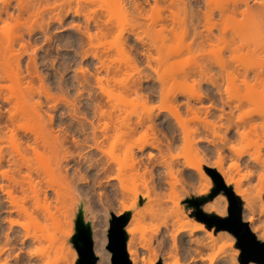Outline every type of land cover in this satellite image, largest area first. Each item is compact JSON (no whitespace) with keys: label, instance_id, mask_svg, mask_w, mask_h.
I'll use <instances>...</instances> for the list:
<instances>
[{"label":"bare ground","instance_id":"1","mask_svg":"<svg viewBox=\"0 0 264 264\" xmlns=\"http://www.w3.org/2000/svg\"><path fill=\"white\" fill-rule=\"evenodd\" d=\"M43 1L44 3L41 1L40 2L43 3L41 4V6H44V8H42L43 10H40L42 12L45 11V14H47V12L51 14L49 15L50 21L55 20L59 23L62 20L63 13L69 14L71 12L73 13L74 17H79L80 14H82V10H88L90 7L88 6L89 3H87L86 0V2H84L85 4L87 3L86 5L88 7L82 4V2L80 3V0ZM160 1L161 0H159V2ZM165 1L164 3L166 5L164 4V6H160V3L157 2L159 3V5L157 6V3H155L156 0L155 2L152 0L150 2L149 0H103L100 4L104 7V9L101 8V6L98 7L102 10H105L106 13L109 12V14H116L117 16H120L122 14L126 15L127 12L130 13L128 10H130L131 8L130 11L132 12V14L130 13V16L133 17L134 14V17L136 19L134 17L133 19L137 22L135 23L136 25H132L131 29H133V26H135V31L141 24H146L144 22L145 20L147 23L149 22V16L147 13L148 10L145 7V2H149L150 5L151 3L156 4H153L154 7L151 6V9L154 8L153 10H156V13L154 12L153 14L152 12V17H154L153 15L158 13L157 11L161 10L159 9V6L160 8L163 7L162 11H166L164 9L168 7V13L164 14L166 12L162 13L161 11L160 13L159 11V13L156 15L157 17L155 16V22L151 21L149 27H152L156 23L157 26L160 25L162 29L165 28L164 31H166L167 29H170L169 31L172 30L174 35H176L175 32L177 30L182 31H179V36L181 37L180 39H182L180 40V45L182 46L179 47L181 48V50L179 51L186 52L188 54V60L185 62L184 67L180 70L182 80H175L170 86H167L166 81L162 78V75L158 72V70L155 72L157 76L154 82L151 80L148 74V70L147 74H145L146 71L144 72V70H146L147 67V69H149V67L150 69L151 67H153L154 69L155 66L151 65V61H153L151 60V58H155L151 55L152 52H150L152 47H148L147 42H145L144 40L143 41L146 47L142 46L141 44V46L143 47V49L141 50V54L142 56H144L143 58H146L144 60L145 65L142 64L144 65V67L142 65L139 66V62H135V60L133 62H130L128 65H124V63L122 65L119 64L120 66L117 64L116 66H112L108 64L109 62L105 58V55L108 53L104 52V55L102 56L101 54L103 52L97 53L94 51V49L96 50V48H93V41L97 40L96 38L99 37H96L95 34H93L95 32L91 31V28L93 29L95 27L96 29L94 28L93 30L96 31V35L101 34V36H105L107 34V31L109 33L112 30L110 27L113 28V21H111L113 22V24L109 25V23H111L109 20L111 19L104 20L101 18V16L104 15L103 13L105 11H103L100 16L101 12L99 13L96 9L93 8V10H96V12L99 14V17H92V14H94L95 11L90 8V10L88 11H92V14L90 12L86 13V10L83 11L84 15H82L85 19V22L82 23L83 25L80 23L82 20H79L80 22H74L72 23V25L70 24L74 29L79 31V33H81L83 37L86 38V40L83 41L84 44H88V49L84 44L82 45L83 48L85 47L86 49L84 48L80 51L81 57L84 59L91 54L94 61L97 60L98 64H96L93 59V62L90 60L91 56L89 58L90 64L95 63L96 65H98L97 67H99H96V69L98 70L96 71V73L94 72V76L92 74V76L96 80V83L94 81V83L96 84L95 87H97L98 85V88H101V90L104 91V88L102 86L103 82H110V84L108 85H111L113 82H120L122 84H120V87L123 86L121 87L122 92H124L127 96L134 95L138 101H151L154 96H159L163 100L171 98L173 102V110L170 111V117H166L163 114V109L160 108L159 111L154 114H138L134 121H130L126 120V118L122 115V107H118L117 105L114 106L113 104L111 105V95L108 96L110 92L108 93V95H106V91H108L106 89V91H104L106 92L105 95L107 96L105 99L103 98L105 97L104 94L103 97H100V95L102 96L101 90L99 95L96 94V96L99 97L95 96L96 98H90V96L94 95L91 93L92 86L89 89L91 90L90 92L87 89L90 95L89 100H93H91L93 102V104L91 103L93 107L91 106L92 114L90 115L84 113L83 115H78V99L70 100L65 96L63 92L60 96L56 97L55 103H65L68 107V115L70 114V117L71 115H75L77 117V131H79L78 133H80L82 138H75V135L73 134V136L71 133V129L73 127L71 128V126L67 125L60 130L59 134H54L53 131L50 130V133L52 135L51 141L43 133L45 128H42V126H38L37 128L33 127V129H30V132L33 134V139L31 136V139L33 141H29L31 143H28L27 141L30 137L28 136V139H24L26 141L22 140L24 142L20 143V145L18 142L14 144V153H11L8 157L0 153V192L2 193V197H0V210L6 213L2 218L0 217V264H60V262H65L67 260L66 258L68 257V255H70L71 257L76 255L74 248L70 244H65V237H68L71 234L68 230L65 229L61 231L60 235V248L62 251V255L59 258L54 257L53 260L50 259V257L49 260L44 261L41 253H39L41 254L39 256V254L34 251L26 252L27 250L24 249H28L25 244L27 241L26 238L28 237L29 233L27 232V237L24 233L23 235H21L22 232L20 233V231L14 228L13 219L10 217V214L15 211H23L24 213H28L29 211L28 208L24 205H18L16 203L15 191L17 190L23 194L24 198L34 199L36 202H38L39 200L47 201L49 198V189L51 188H53L56 195H58V198L64 196L61 194H65V192L61 190V188H63V185L61 186L60 184V186H58L60 188H56L51 185H47L45 188L42 187L44 189L36 188V184H32L33 178L31 176L32 170L30 169V166L25 164V159L21 161V159L24 158L25 151L29 149L37 151V144L40 141L43 143V145L49 146L52 150L53 154L49 158L54 166L52 172H55L60 177V179L66 183V188H72L70 186V182H68L69 185H67V179H69L70 177L68 178L69 169L66 167L69 159L73 156L72 151L69 149V145L73 146L71 142H73L74 146L78 147L79 149L78 157L83 160L82 162H86L90 169L94 168L98 171L108 173L114 169V166L116 164V172H112L113 174H109L106 177L108 179V182L111 180L118 181L117 193L119 194L118 200L121 208L118 210V215H122L123 213H125V211H131L128 217L127 225H125V231L128 235L126 249L131 264H140V247L151 252L148 259V264H155L160 258L163 259L164 264H205L203 256H201L199 253V249L208 246L211 243H215L217 239L221 237V235L219 234V232L217 234H214L213 230H209L205 223L199 221L193 214H191L190 211H187L185 209V205L181 204V199L189 191L185 188V186L180 185V188L176 186V183L178 182L177 180L179 179L177 178L178 175L174 174L176 172L177 174L181 175L187 170L189 171L188 177L190 179L195 176L206 177L205 171L199 166L195 158L201 151H203V149L199 147V142L204 141L212 143V141L206 136H195V133H198L197 130H193L194 132L191 131V133L188 129H186L184 127L182 116L184 114V111L191 115H194V113H196L197 111H203L205 114L204 117H207L209 115H216L221 119L218 120L222 121V118L224 117L232 118L234 112L241 107L243 103V97L251 99L255 96H259L260 101H258V104L255 103L256 107L254 106V108L258 109L260 107L262 115L264 114V0H170L168 1L170 2V4H167V2ZM4 3L6 4V2ZM7 3L8 5H10L9 2ZM128 4L130 8L127 6ZM8 5H3L4 7L0 9V20L2 13H6L7 15L9 14ZM83 6H86L88 9H82ZM179 8L182 11H180ZM144 9L147 10L145 11V13L147 14L146 16H144L143 14ZM178 9L180 13H183V15H180V13L178 14ZM96 15L97 14L95 13L94 16ZM123 15L122 18H126L128 16V14L125 17ZM178 15L181 18H178ZM144 17H147V19L143 21ZM49 18L48 20L47 18H44V20L49 21ZM137 20H139V22ZM140 20L142 21L140 22ZM167 21L171 22L170 27L166 26L168 25V23L170 24V22L164 24ZM46 23L47 22L45 21V25ZM176 23L178 24L177 27H179V24H181L178 29L175 26L177 25ZM108 25L110 27H107ZM148 25L149 23L147 24V26ZM160 26L158 27L159 29ZM174 27L177 30H175ZM105 28L107 30H105ZM109 28L110 31L108 30ZM154 28L155 27H152V29ZM104 31L106 32V34H102ZM133 31L134 30H132V32L129 31V34L135 33V37L136 33L138 34V32ZM48 33L49 31H47V34ZM47 37L49 38V36ZM138 37L140 38V35ZM139 38L136 37L135 39ZM135 39L134 42L136 41ZM141 39H139V41H141ZM48 41L50 40L48 39ZM78 43L80 44V42ZM124 43H126L125 40ZM149 44L150 43H148V45ZM151 45H154V48L157 46L156 44ZM91 46L92 49H90ZM122 49L121 51H123L125 48L123 50ZM31 63L32 62L30 61L29 65ZM94 65L92 64V66ZM33 66L31 64L30 67ZM145 66L147 67L145 68ZM30 67L28 68L30 76H33L34 73L35 75H37V71H32V68L30 69ZM153 69L151 71L155 70ZM78 70H80V68ZM83 70L84 69H81L80 73H82L81 71ZM102 70L105 71V75L103 74L104 76L102 75ZM100 72L101 75H99ZM80 73L77 72L76 74L75 72V75H79L78 77L82 76L79 78L80 80H78L77 77V80L83 87L84 83L86 84L87 82V78H84L86 77L84 76V72L82 73L84 75H81ZM121 74L124 75V78L120 76ZM119 77H121L123 80H121V78ZM107 82L105 83L107 84ZM61 89H63V86L61 87ZM67 89L68 85L65 90ZM179 97H183V99L181 100L179 99ZM10 99L11 98L7 97V99L4 100L6 102V100L10 101ZM31 99L32 98L29 96L22 95L16 98L14 111H11V113H9L8 111L9 115H6V120L8 119L9 121L13 122L14 120L11 119H13V117L16 118V114L14 115L13 112L16 113L17 109H20V111L18 110L17 112L19 116L22 114L23 116L33 115L38 122H41L42 115L37 107L31 102ZM109 102L111 106L108 105ZM203 103H206L205 106L203 105ZM197 104L200 105L198 106ZM107 105L110 106L111 109H107ZM0 107H2L1 104ZM54 107L56 106L54 105ZM258 110L256 111L258 112ZM1 112L2 110L0 111V120H2L4 115ZM257 114L258 116L261 115L260 112L255 113L254 115ZM163 116L164 118H162ZM251 116L255 117L253 116V114H251L250 119ZM61 118L62 117H60V119ZM226 120L228 121L229 118H227ZM231 120L232 119H230L229 121ZM50 121H52L51 118ZM228 122L225 121V125ZM233 123L235 124V122ZM231 124V122L227 124L224 131V136L223 134H220L223 144L232 141L230 140L231 137L229 136V134H227L231 131L232 127L234 130V128L238 125L239 129V123L237 124L236 122L237 125L232 124L233 126ZM27 130H29V128H27L26 131ZM235 130H237V127L235 128ZM113 136L116 137V141L125 146V158L124 161L122 160L125 164H123V162H120V159L117 158H112L111 160L103 158V155H105L106 153L105 146L110 141V139L113 138ZM69 137L72 138L70 139L71 141L68 140ZM179 141L184 142L185 145L186 143L189 144L188 146L186 145L187 147L191 146V150L194 154L191 153L193 154V158L190 159V161L188 160V157L185 156L187 158L182 163L181 159H179L180 157H178L179 154H177V156L173 154V151H175L174 149L177 147L176 144ZM48 154L50 155V151L48 152ZM236 154L237 158L235 164L233 163L234 165L232 166V168L235 167L237 170L241 164L244 165L243 167H248L249 164L246 163L245 159L243 158V152H236ZM18 156H20V158H18ZM224 159L225 155L223 153V150L217 149V160L211 164V167L215 168L221 174L225 184L227 186H232L235 194L238 195L244 202L243 208L245 210H248V213H246V221L248 222L249 227L253 232H259V234H256V236H260L259 239L264 241V224H262L259 216L256 215L257 213L254 210L253 201L248 193V189L245 187V179L247 178V175L251 176V174H255L256 171L248 169V174L238 176V172H235L236 170L234 171V169H232L231 167H226L224 165ZM253 163L254 168L258 166L260 167V165H262L260 164L262 162L255 161ZM125 165H127L126 168H122V166ZM182 165L183 167H181ZM24 168L26 169L24 170ZM122 169L129 170L130 173L128 178H123ZM191 169L194 170V173L191 171ZM173 176H177L176 180L174 181H172ZM179 183L180 182H178V184ZM131 186H133V188H131ZM168 186H171L172 189H169L172 191L170 194H165L164 189H166ZM136 187H143L148 191H152L154 194L152 200L153 202L150 204L149 209L145 212L144 218L155 220L162 217L169 209L170 201H173L174 203V207L172 209H174V212L176 214L173 222L168 223V221L164 220L162 222V227H155L153 239H150L149 241L145 240L141 244H138L135 241L134 227H131V225L135 222L136 216L131 208L126 207L125 204L126 200L129 199L130 194L137 191ZM75 190L76 189L74 187V191ZM177 192H180L182 197L175 200L177 198ZM117 193L115 191V194ZM40 194L43 195L42 198L39 197ZM73 195L76 194L73 192ZM228 204V198L226 194L222 192L215 198V200L210 202L208 205L203 206L202 209L207 213H214L218 214L221 217H224L227 215ZM52 215L53 213L48 212V217L51 220ZM197 217L199 218V216ZM3 220L8 223L6 226L3 225ZM226 235L230 236L231 239L236 242V236L234 237L230 231H228ZM33 237L35 239L37 238V240H39L38 242L42 240L41 237L46 238L51 244L52 242L56 244L57 239L55 229L51 231L46 226L41 229V234L33 235ZM34 241L29 240V243ZM155 241L158 247L157 250H160L159 253L153 246ZM36 242L37 241H35L34 243ZM229 245H231V243H229ZM15 246L17 247V249H19V251L14 250ZM93 247L96 253L97 247L96 245H94V240ZM51 248L52 250L53 248L55 250V248L57 249L58 247L57 245L53 246L52 244ZM64 249H66V252L64 251ZM54 250L52 251L53 253H55ZM38 252H40V250ZM41 258L43 259V261ZM167 259H174V261L168 262ZM68 261L69 260H67V262ZM250 263L260 264L253 261H251ZM101 264H106V262L103 260ZM208 264H214L213 260L210 259V262ZM218 264L239 263H237V261L232 258H225Z\"/></svg>","mask_w":264,"mask_h":264},{"label":"rangeland","instance_id":"2","mask_svg":"<svg viewBox=\"0 0 264 264\" xmlns=\"http://www.w3.org/2000/svg\"><path fill=\"white\" fill-rule=\"evenodd\" d=\"M40 1L44 3L43 0H0V9L3 8L6 4L8 5L7 2H9L10 4L8 5L9 14L7 15L6 13H2L0 20V104L2 106L0 107V111L2 110L1 113L5 115V116L3 115L2 120H0V153L6 157H8L11 153H14L15 143L18 142L20 145V143L26 141L24 139H28V136H30L29 137L30 140L29 139L27 140L28 143H31L29 141H33L32 140L33 134L30 132V129H33V127L37 128L38 126L40 127L42 126V128H45L43 133L48 139L52 141V135L50 133V130H52L54 134H59L60 130L64 126L68 125L71 126V128L73 127L71 129L72 135L74 134L75 136L74 135L73 136L75 138L78 137L79 139H81L82 136L80 135V133H78L79 131H77L78 130V122L76 120L77 117L75 115H71L70 117V114L68 115L67 113L68 110L67 105L65 103H59V102L55 103V99L56 97L60 96L63 92L65 96L68 97L70 100L73 99L79 100V101L77 100V105H79V109L77 111L78 115L79 114L83 115V113L90 115L92 114L91 108L93 107L92 99L99 97L96 96V94L99 95L101 90V88L100 89L98 88V85L97 87H95L96 80L93 77L94 72L96 73V71L98 70L96 69V67L98 66L96 65L98 64L97 60L94 61L91 54L85 57L84 59L81 57L80 51L83 50L85 47L87 48L88 44L87 45H85L86 43L84 44L83 41H85L86 38L83 37V35L79 33V31L74 29L71 25L72 23L78 22L79 20L83 21V22L79 21L81 24L85 22L83 11H85L86 10L85 8H87L88 6H90L89 9L87 8L88 10H90V8H92L93 10L94 8L97 10V12L99 13L101 12L100 13L101 16L102 12L105 11L101 9V8L104 9V7L100 4L103 0H86L87 3H89L88 6L86 5L87 3L85 4L86 2L85 0L82 1L80 0V3L82 2V4L87 6V7L83 6L82 8L85 9L81 11L83 15L80 14L79 17H74L73 13L71 12L69 14L63 13L62 14L63 17L60 23L55 20L50 21L49 15L51 14L47 12L48 14L47 15L45 14L46 13L45 11L44 13L40 10L44 8V6H41V4L43 3H41ZM150 1L151 0H149V2ZM152 1L155 2V0ZM161 1L159 2V0H156L155 3L159 2L160 6H164L165 0H163L162 3ZM168 1L165 2H167V4H170V2ZM4 2H6V4ZM149 2H145V7L148 10L147 12L148 16L149 17L151 16L150 18L148 17L149 25L147 26L148 23L145 20L147 19V17H144V19L143 18L142 19L143 21L145 20L144 22L146 24L145 23H144L145 25L141 24L140 25L141 27L136 26L137 27L136 31H135V26H133V29H131L132 25H134L137 22L136 20L133 19L134 14L133 17L130 16L132 12L130 11L131 8L129 7V4L127 6L130 8V10H128L129 9L128 7L127 10L131 14L128 12H127L128 16L127 14L126 15L122 14L124 17L127 16L128 18L127 17L122 18V15H120L121 17L119 15L117 16L116 14L112 15L111 13L109 14V12L106 13L105 11L103 13L104 15H102L101 18L104 20L111 19L109 21L110 22L113 21L114 24L113 22H111L109 23V25L113 24V28L108 25L107 27H110L112 30L110 31L109 28L108 30L110 32L108 33L107 31V34L104 31L105 33L103 32L102 34H106L105 36L104 35L101 36V34H99L100 36L96 35V31L93 30L95 27L93 29L91 28V31L95 32L92 33L95 34L96 37H99L96 38L97 40L93 41V45H94L93 48H96V50L94 49V51L97 53L103 52L101 54L102 56L104 55V52L108 53L105 55V58L106 60H108L109 65L116 66V64L122 65L124 63H125L124 65L126 64L128 65L130 62H133L135 60V62L136 61L139 62L140 64L139 66H141L142 64L145 65L144 60L146 59L143 58L144 56H142L141 54V50L143 49L142 46L146 47L144 43L145 41L147 42L148 47H152L150 52H152L151 55L155 58V59L151 58V60H153L151 61L152 62L151 65L155 66L154 67L155 70L153 69V67H151V69L150 67L149 69H147L148 67L145 66V68L147 67L146 70H144V72L146 71L145 74H147V70L151 72V73L148 72V74L151 80L154 82L157 76L155 72L158 70V72L162 75V78L166 81L167 86H170L175 80H182L180 70L184 67L185 62L188 60L187 59L188 54L186 52L179 51L181 50V48L179 47L182 46L180 45L181 44L180 40L182 39H180L181 37L179 36L180 30L177 29L181 26V24H179L180 26L177 27L178 24L176 23L177 25L175 26L177 27V29H175L174 27V29L177 30L175 32L176 35H174L172 30L169 31L170 29L169 30L167 29L168 31L167 30L164 31L165 28L162 29V27L158 24L160 26L159 29L158 28L159 26H157L156 23H155L156 26L155 25L152 26L155 27L154 29H152V27H149L151 21L155 22L156 20L155 16L159 13V11L161 13V11L163 10L162 9L163 7L160 8L159 6V9L161 10L158 9L159 10L157 11L158 13L153 15L154 17H152V12L154 14L156 10L154 11L153 10L154 8L151 9V6H153V4L155 3L153 4L151 3L150 5ZM159 3H157V6L159 5ZM98 6H101V8H99ZM146 9L143 10L144 16L147 15L145 13V11H147ZM179 9H178V14L180 13ZM88 10H86V13L92 12ZM96 10L93 11H95L94 14L96 13L97 15L94 16V14L91 13L93 15L92 17H99L98 16L99 14L96 12ZM164 10H166V11H162V13L166 12L164 14H167L169 11L168 7H166V9ZM180 11L182 10L180 9ZM181 14L183 15L182 12L180 13V15ZM44 18H47V20L49 18V21L44 20ZM130 18L133 20H131ZM178 18L181 17L178 15ZM45 21L47 22L46 25H45ZM137 21L139 22V20ZM141 21L142 20H140V22ZM168 22L170 21H167L164 24ZM170 25L171 22L170 24L168 23V25L166 26L170 27ZM148 27L151 29H149ZM161 29L164 32H162ZM46 30L49 31L48 34ZM105 30L107 29L105 28ZM132 30H134L133 32H138V34L136 33L135 37H134L135 33L129 34V31L132 32ZM137 35L138 36L140 35V38ZM47 36H49V38ZM136 37L139 39L143 38L141 39V41L143 40L144 41L141 42L139 41V39H135ZM46 38H48L50 41H48V39ZM134 39L136 40L135 42L137 44L134 42ZM124 40L126 43H124ZM78 42H80V44ZM148 43H150L149 45L156 44L157 46L154 48L153 47L154 45L149 46ZM83 44L85 45L84 48L82 46ZM124 44H128V45H124ZM92 46L90 49H92ZM120 48L121 49L123 48L124 50L122 49L123 51H121ZM89 58L91 61L93 59V61L96 63V64L92 63L93 61L91 62L93 65L95 64L94 65L95 67L92 66V64H90ZM30 61L32 62L31 63L32 66L35 64L33 67H30L31 66V64L29 65ZM144 65L142 66L144 67ZM29 67L30 69L32 68V71L34 72L37 71L36 72L37 75H35L34 73L33 76L32 75L30 76L28 72ZM79 68L80 70L84 69L81 72L82 73L84 72L85 75L80 73V70H78ZM152 69L154 71H151ZM75 72L76 74L78 72L81 75L86 76L84 78L85 79L87 78L89 80L88 81L86 79L87 82L86 84L84 83L85 87L84 85L82 87V85H80L78 82V80H80L79 78L82 76L78 77L79 75L78 76L75 75ZM103 74L105 75V71L102 72V75ZM99 75H101V72L99 73ZM120 76L124 78V75L121 74ZM122 78L121 80H123ZM105 82L102 83V86L104 88L103 90L104 91L108 90L106 91L107 92L106 95H108V93L110 92L108 96L111 95L110 96L111 105L113 104L114 106L117 105L118 107H122L123 108L122 115L126 118V120L134 121L138 114H146V113L154 114L158 112L160 108L163 109V114L166 117H170L169 116L170 111L173 110L172 109L173 102L171 98L163 100L159 96H154V98L151 101L150 100L146 102L142 100L138 101L134 95L127 96L125 95L124 92H122L121 87L123 86L120 87L121 84L120 82L119 83L113 82L111 85H108L110 84V82H107V84ZM66 84L68 85L67 90H65V88L67 87ZM62 86L65 91L61 89ZM90 88L92 89V91L89 90ZM87 89L89 90V92L91 91V93L94 95L90 96ZM104 91L101 90L102 96L100 95V97H103L104 94L105 97L103 98L105 99L107 96L105 95L106 92ZM21 95L29 96L32 98L31 102L37 107V109L42 115L41 122H38L33 115L23 116L22 114L20 116L23 117H20L17 113L18 110L20 111V109H17L16 113L13 112L14 115L16 114L17 119L13 117V119H11L14 120L13 122L9 121L8 119L6 120V117L9 115V113H11V111H14L15 99ZM89 96L90 98H92L91 99L92 101L89 100ZM7 97L11 99L10 101L6 100L5 102L4 99H7ZM179 99L182 100L183 97H179ZM242 101L243 103L241 107L234 112L232 118L227 117L229 118V120L232 119L231 121L229 120L228 121L231 122L233 125H235L237 122V124L239 123L240 126L238 129V125L236 124L238 131L235 130L236 127L234 126L235 127L234 130L232 127L231 131L227 133L231 137L230 140L232 141L229 140L230 142H227L226 144L222 143L220 137L221 136L220 134H223L224 136L225 128L229 123L226 120L227 119L226 117L222 118V121H220L221 119L218 118L216 115H209L207 117H204L205 114L203 111H197L196 113H194V115L188 114L184 111V114L182 116L184 127L186 129H188L190 132L193 130L194 131L197 130L198 133H195V136H201V137L206 136L212 141V143H208L204 141L199 142V147H201L203 151H201L199 155L196 156L195 158L199 166L205 171L206 177L195 176L190 179L188 177L189 171L187 170L181 175L177 174L176 172L174 174V175H178V177L176 176L179 179L177 181L180 182L179 184L177 182L176 186L179 188L181 186H185V188L189 191L181 199L182 200L181 204L185 205V209L187 211H190L191 214H193L201 222L203 221L199 219L195 214L196 207L189 200L209 197V195H211L215 184L211 176V172L208 169H206V167L213 168L211 167V164L217 160V149H222L225 155L224 165L226 167H231V168L235 164L237 158L236 152H241V151L243 152V158L245 159L246 163H248L249 165L248 167H243L244 165L241 164L240 167L237 169L238 171L236 170L235 167L232 168L234 169V171L236 170L235 172H238V176L248 174L247 173L248 169L256 171L255 174L253 175L251 174V176L247 175V178L245 179V187L248 189V193L253 201L254 210L257 213L256 215L259 216L262 224H264V114L262 115L260 111V107L258 108L259 110L254 108L255 103L258 104L259 103L258 101H260L259 96H255L251 99L243 97ZM110 102L108 105H110ZM89 103L92 104L90 105ZM205 104L206 103H203L204 106ZM54 105L56 107H54ZM108 105L106 106V108L108 107L107 109H111L110 107L111 105L110 106ZM197 105L199 106L200 104ZM253 110L254 111L258 110V112L257 111L254 112ZM259 112L262 116L261 115L258 116V114L254 115L255 113H259ZM251 114H253V116L255 117L251 116L250 119ZM60 117L62 118L60 119ZM50 118L52 119V121H50ZM162 118H164V116ZM225 121L228 122L226 123V125L224 123ZM233 122H235V124ZM27 128H29V130L26 131ZM70 139L72 138L69 137L68 140L71 141ZM116 140H117L116 137L113 136V138H111L110 141L107 143V145L105 146L106 153L105 155H103V158L109 160H111L112 158H117L120 159L119 160L120 162H123L125 158L124 157L125 146ZM180 142L181 141H179L176 144L177 149L176 148L174 149L175 151H173V154L176 156L177 154H179L180 156L178 155V157H180L179 159H181L182 163L187 157L188 160L190 161V159L193 158V154H194L193 151L191 150V146H189L190 147L189 150V147H187L189 144L186 143L187 145L186 146L184 142L181 143ZM71 144L73 146L69 145L70 147L69 149L72 151L73 156L72 158L69 159L68 164L66 166L69 169L68 178L70 177L69 179L71 180V181L69 179H67L68 181L66 180L67 185H69L68 182H70L71 183L70 186L73 188L70 189L67 187L69 190L66 188V183L63 182L55 172H52L54 166L49 158L52 156L53 153L49 146L43 145V143L40 141L37 144V151H34L33 149H29L25 151L24 158L21 159V161L25 159V164L30 166V169L32 170V174H31L33 178L32 184L34 185L36 184L35 187L39 189H44L47 185H51L56 188L60 185L61 186L63 185V188H61V190L64 191L65 194H61L64 196L58 198V195H56L53 188H51L49 189V198L47 201L39 200L38 202H36L34 199L24 198L23 194L17 190L15 191L16 203L18 205H24L25 207L28 208L29 211L28 213H24L23 211L22 212L15 211L10 214V217L13 219L14 228L20 231V233L22 232L21 235H23L24 233L26 234L27 237L28 235L27 232L30 235V237L28 235V237L26 238L27 241L25 244V246L28 247V249L25 248L24 250H27L26 252L34 251L37 254L41 253L44 261L49 260L50 257H51L50 259H53L54 257L59 258L62 255V251L60 248L61 247L60 235H61V231H63L64 229L68 230L71 234L68 237L67 236L65 237V244L66 245L70 244L74 248L76 255L73 257L68 255L66 259L69 261L68 262L67 260L65 262L62 261L60 262V264H76L78 259V252L72 242V236L76 232L75 220L79 208L80 206H82L85 221L91 223L94 245H96L97 247L96 254L98 255L99 258L95 264H101L103 260L106 262V264H111V252L107 248L110 220L112 219V214H115L117 216L121 215V214L118 215V210L121 208L118 200L119 194L117 193L118 181L111 180L108 182L106 176L116 172V164L114 166V169L108 173H104L103 171H98L97 169L94 168L90 169L87 163L82 162L83 160H81L78 157V152H79L78 147L74 146L73 142H71ZM49 151H50V155L48 154ZM18 158H20V156H18ZM255 161L262 162L260 163L262 164L260 165L261 168L259 166L254 168L253 162ZM123 164L125 163L123 162ZM126 166L127 165L122 166V168L123 167L126 168ZM181 167H183V165ZM25 169L26 168H24V170ZM191 171L194 173V170L191 169ZM122 173H123V178L129 177L130 172L128 169H124V170L122 169ZM176 177L173 176L172 181L176 180ZM73 186L76 189L75 191ZM131 188H133V186H131ZM167 188L164 189V192L165 194H170L172 191L170 189L172 188L171 186H168ZM136 189L137 191L135 193L130 194L129 199L126 200L125 204L126 207L131 208V210L136 216L135 222L134 224L131 225V227H134L135 241L138 244H141L145 240L149 241L150 239H153L155 227L157 226L162 227V222L164 220L168 221V223L173 222L176 214L174 212V209H172L174 207V203L173 201H170L169 202L170 207L167 210L166 214L163 215L162 217L157 218L155 220L144 218L145 212L149 209L150 204L153 202L152 200L154 194L152 191H148L143 187H138V188L136 187ZM114 190L116 191L117 194H115ZM73 192L76 195H73ZM222 192H224V190L219 191L211 199H208L206 202L202 203L201 208L203 206L208 205L213 200H215V198ZM176 195L177 198L175 200L182 197L180 192H177ZM0 197H2L1 192H0ZM39 197L42 198L43 195L40 194ZM48 212L53 213L52 220L48 217ZM125 213H129L130 215L131 211H125ZM246 213H248V210H245L243 208L242 217L243 220L245 221L247 220ZM5 214H6L5 212L0 210L1 218ZM2 222L4 226L8 224L5 220H3ZM44 226L49 228V230L51 231L55 229L56 237H57L56 244L52 242L53 246L57 245L58 247L57 249L55 248V250L53 248L55 253L52 252L53 251L51 248L52 244L49 242L48 239L41 237L42 240L40 239L41 241L38 242L39 240L33 237V235L41 234V229L44 228ZM207 228H209V230H213L214 234H217L219 232L221 237L218 238L215 243H211L208 246L199 249L200 255L203 256L204 258V263L208 264L210 262V259H212L214 264H218L225 258H232L235 261H237V263L241 264L239 260L240 248L237 246V242H234L230 236L226 235V233L229 230L222 229L217 231L215 226L212 227L207 226ZM231 234L235 237V235L232 232ZM255 234L258 235L259 232H256ZM33 238L35 239V241H37L36 243H34L35 241ZM257 238L259 239L260 236H257ZM29 240L34 241V242H30L31 246ZM229 243H231V245H229ZM153 246L155 247V250L159 253L160 250H157L158 247L156 241ZM14 250L19 251V249H17L16 246ZM39 250L40 252H38ZM65 250L66 249H64V251ZM41 254H39V256ZM150 254L151 252L149 250L140 247V264H148V259ZM167 260L168 262L174 261V259H167ZM155 264H164L163 259L160 258Z\"/></svg>","mask_w":264,"mask_h":264},{"label":"water","instance_id":"3","mask_svg":"<svg viewBox=\"0 0 264 264\" xmlns=\"http://www.w3.org/2000/svg\"><path fill=\"white\" fill-rule=\"evenodd\" d=\"M211 171L214 188L209 197L191 200L196 207V215L199 216L208 227L215 226L216 230L226 229L231 231L237 239L240 248L239 260L241 264H249L251 261L264 264V241L257 238L247 221L243 220V202L233 191L232 186H227L221 174L215 168L206 167ZM224 190L228 198L227 215L220 217L214 213H207L201 208V204L211 199L216 193ZM129 213L120 216L112 214L108 233L107 248L111 252V264H131L126 249L128 235L125 231ZM76 232L72 236V242L78 252L76 264H95L98 255L93 247V232L91 223L85 221L83 207L80 206L75 220Z\"/></svg>","mask_w":264,"mask_h":264}]
</instances>
